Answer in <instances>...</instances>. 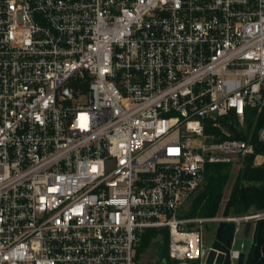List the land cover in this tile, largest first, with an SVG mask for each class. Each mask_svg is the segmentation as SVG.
Masks as SVG:
<instances>
[{
    "label": "built area",
    "instance_id": "built-area-1",
    "mask_svg": "<svg viewBox=\"0 0 264 264\" xmlns=\"http://www.w3.org/2000/svg\"><path fill=\"white\" fill-rule=\"evenodd\" d=\"M263 107L264 0H0V264H134L151 228L235 264L248 218L180 212L255 154L226 125ZM207 221L236 224L229 253Z\"/></svg>",
    "mask_w": 264,
    "mask_h": 264
},
{
    "label": "trees",
    "instance_id": "trees-1",
    "mask_svg": "<svg viewBox=\"0 0 264 264\" xmlns=\"http://www.w3.org/2000/svg\"><path fill=\"white\" fill-rule=\"evenodd\" d=\"M226 126L233 134V139H249L256 144V153H264V141H260L259 138L261 130L264 129V107L260 112L257 110L247 112L246 127L247 130L253 129L251 137L244 130L239 131L233 123ZM245 161L247 165H252L248 176L245 180L243 179L244 171L238 176L226 201H224V195L232 177L233 163L207 165L205 184L186 218L213 219L220 213L224 217L233 218L244 217L253 212H264V167L254 166V155L246 157ZM235 229L234 222L219 223L212 248L229 253ZM169 240L168 228L148 229L137 249L136 262L141 259L147 249L154 244H160L157 253L160 259L159 264H179L169 256ZM238 262L239 264H264V218L256 221L251 250L246 256L242 255ZM226 264L230 262L226 261Z\"/></svg>",
    "mask_w": 264,
    "mask_h": 264
},
{
    "label": "rangeland",
    "instance_id": "rangeland-1",
    "mask_svg": "<svg viewBox=\"0 0 264 264\" xmlns=\"http://www.w3.org/2000/svg\"><path fill=\"white\" fill-rule=\"evenodd\" d=\"M243 130L250 137L253 135V129L247 130V127L245 126L243 128ZM253 155H254V166L264 167V161L262 162V159L264 158V153H256L255 152V154H253ZM245 160H246V157H239V158H235L234 161H232L233 172H232V177H231L230 183L228 184L229 187L225 191V195H224L225 201L230 196L229 191H232V188L236 182V179L238 178V176L241 173H243V171H245V167L247 166V162ZM202 188L203 187H201L197 191V193L192 197V199L181 210L180 216H182L183 218L187 217V215L189 214V212L192 209L193 202L199 196ZM255 215H261L264 218V212H257V213L253 212V213L245 216L244 218H248V220L241 223V231L246 228L247 236L244 233L239 234L237 239H236V244L234 245V249L241 251V253L245 256L250 252L251 247L253 245V237L251 236V232H252L253 227L251 229V226L255 225L256 221L259 220V218L249 219V217L252 218ZM218 216H222L221 213ZM200 219L201 218H198V220H200ZM219 223L220 222H218V221H207V222H202V223L194 222V223L189 224L188 228L193 229V230L198 229L201 231V233L203 234L204 248L206 251H208L213 246V243L215 240V233H216V230L218 228ZM159 245L160 244H154L153 247L147 249L145 251V253L142 255L141 259L138 262H136L135 259H136L137 249L140 247V244H139L136 247L134 264H159L160 259H159L158 254H157L158 250H159ZM188 263L189 264H195L196 262H188ZM197 263L201 264L200 262H197ZM179 264H180V262H179ZM235 264H239V262H235Z\"/></svg>",
    "mask_w": 264,
    "mask_h": 264
},
{
    "label": "water",
    "instance_id": "water-1",
    "mask_svg": "<svg viewBox=\"0 0 264 264\" xmlns=\"http://www.w3.org/2000/svg\"><path fill=\"white\" fill-rule=\"evenodd\" d=\"M260 135H261V136H264V129L261 130ZM251 167H252V165H250V164L247 165V166L245 167V171H244V175H243V179H244V180L247 178L248 173H249ZM214 253H215V252L212 251V255H214Z\"/></svg>",
    "mask_w": 264,
    "mask_h": 264
},
{
    "label": "crops",
    "instance_id": "crops-1",
    "mask_svg": "<svg viewBox=\"0 0 264 264\" xmlns=\"http://www.w3.org/2000/svg\"><path fill=\"white\" fill-rule=\"evenodd\" d=\"M264 161V158L262 159V162ZM257 162V161H256ZM229 187V186H228ZM228 187H227V189H228ZM231 190V189H230ZM231 191H229V193H230ZM228 193V194H229ZM227 200V199H226ZM252 227H253V229H252ZM251 229H252V232H251V236L253 237V234H254V230H255V225H253V226H251ZM245 234L246 236H247V231H246V228L245 229H243L241 232H240V234ZM180 264H189L188 262H180Z\"/></svg>",
    "mask_w": 264,
    "mask_h": 264
}]
</instances>
